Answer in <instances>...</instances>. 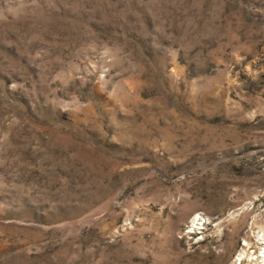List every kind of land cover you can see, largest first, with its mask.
Here are the masks:
<instances>
[{
  "label": "rangeland",
  "instance_id": "rangeland-1",
  "mask_svg": "<svg viewBox=\"0 0 264 264\" xmlns=\"http://www.w3.org/2000/svg\"><path fill=\"white\" fill-rule=\"evenodd\" d=\"M262 235L264 0H0V264H251Z\"/></svg>",
  "mask_w": 264,
  "mask_h": 264
},
{
  "label": "bare ground",
  "instance_id": "bare-ground-1",
  "mask_svg": "<svg viewBox=\"0 0 264 264\" xmlns=\"http://www.w3.org/2000/svg\"><path fill=\"white\" fill-rule=\"evenodd\" d=\"M259 239L263 244L260 254L256 256L257 258H259V260L256 263L253 262L251 264H264V236L262 235Z\"/></svg>",
  "mask_w": 264,
  "mask_h": 264
}]
</instances>
